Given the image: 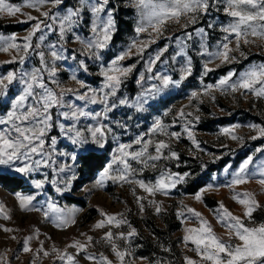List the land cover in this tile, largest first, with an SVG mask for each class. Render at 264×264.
Listing matches in <instances>:
<instances>
[{"label":"rangeland","instance_id":"rangeland-1","mask_svg":"<svg viewBox=\"0 0 264 264\" xmlns=\"http://www.w3.org/2000/svg\"><path fill=\"white\" fill-rule=\"evenodd\" d=\"M9 5L20 8V12L9 16L6 12H0V37H16V43L24 44V37L31 31L36 20H28L29 15L43 21L42 31L37 32L31 41L32 47L29 49L23 64L17 58L12 61L13 56L25 55L21 50L10 49L9 52L0 51V77L7 75L9 71L30 73L34 69L40 68V57L38 52L45 53V61L49 68L55 66L57 69V83H53L47 72H44V82L49 88L59 92L63 89H73L74 92L64 96L65 107H54L50 109L52 116L51 128L43 137L45 141L44 152L51 156L47 166L41 165L39 169L23 175L14 171L15 166L0 165V174H8L21 178L28 185L26 190L9 191L0 186V204L4 206V211L0 212V264H66L57 258V252H67L75 257L76 264H93L85 259L87 254H95L97 258L103 253L113 264H119L111 251V245L102 239L104 233L111 230L114 236L120 233L127 234L131 228L136 229L134 236L125 239H114L120 250H127L130 255L125 257V264H185L184 257L187 256L196 261L197 264H210L202 261L201 257L192 249L195 248L191 242L185 246L183 236L185 229L199 227V220L187 211L188 208L201 213L206 219L214 234L228 241V233L224 226L217 222V212L222 202L224 206L234 215L240 216L246 226L255 227L264 223V186L258 181L260 173L264 171V136H259L257 131L251 126L264 127V97H256L246 90L233 92L230 88L219 90L213 87L205 94L208 85L215 86L217 82L228 72L233 71L236 75L233 82L238 79L240 73L246 71L254 65L264 64V41L249 36L248 39L254 41L247 45L241 44L240 51H234L231 55L236 60L231 63H221L219 59L207 54H200L205 46L207 52L214 53L218 46L231 41L230 47L235 48L234 36H229L228 41L224 38L227 33L222 28L227 26L232 18L225 14V4L216 3L209 0V9L206 13H200L194 24L183 27L187 23V18L182 17L180 23L169 22L163 29V34L156 37L149 28L145 32L136 33L135 29L140 21V16L132 0H109L107 5H111L131 11L129 15L123 14V19L130 22V31L123 28V40L112 42L108 46L99 50V59L91 55L80 43V40L87 41L92 38L91 22L92 14L87 7L81 12L79 23L72 32L65 34L63 40L59 36L58 24H54L52 30L44 27V24H52L51 19L41 15L47 11L51 15L63 16L69 9L80 7V0H62V3L53 7L50 2L40 6L37 11L34 8L25 6V0H5ZM95 0H88L94 3ZM113 17L115 20L114 10ZM211 25V27H209ZM17 28L15 32H7L5 28ZM197 29H204L203 37L197 34ZM116 31L115 30L112 37ZM151 33V36L149 35ZM191 34V38H188ZM44 35V40L39 37ZM80 40H77L76 37ZM180 38L181 43L177 42ZM155 39L154 43H148L142 54H137V48L131 47L133 42L141 45ZM41 44L37 49L36 44ZM50 45L62 55V59L52 61L50 55ZM167 48L154 65H149V61L154 59L161 49ZM131 53L123 60L119 61L121 67H131V72L121 78V84L115 95L107 97L105 103L102 99L108 89H103L104 76L102 69H107L111 62L122 53ZM183 55H177L178 52ZM175 57V60L173 59ZM191 61V74L181 80L182 68ZM12 61V62H8ZM84 62L81 67L80 62ZM205 65L212 69L205 74ZM134 66V67H132ZM151 66L152 71L147 69ZM86 69V70H85ZM167 75L173 82L167 88H163L157 75ZM73 75L81 81L84 87L72 79ZM153 85L161 88V91H153L148 97V103L143 105V110H137L134 106L137 98L152 89ZM23 85L17 78L0 95V117L6 116L12 108V102L16 96L22 92ZM92 91H89V90ZM103 89V90H102ZM37 92L40 89H36ZM196 92V98L192 93ZM87 93L89 97L95 96L97 102L90 103L88 100H79L77 94ZM121 100L127 103L121 104ZM26 103H33L32 99ZM73 104L82 109L87 115L81 116L78 120L65 119L61 112H69L72 109L67 104ZM183 112L184 115H180ZM190 114V115H189ZM159 120L165 126L167 134L160 131H152L155 122ZM227 120L230 123L217 125V122ZM64 125L62 132L60 125ZM75 125L81 131L83 137L91 141L88 132L89 126H105L104 147L97 144L80 146L72 143L71 136L74 133L65 134L67 129ZM3 126L0 125V128ZM230 129V134H225L223 129ZM110 129V131H108ZM189 131L193 139L189 138ZM179 133L178 137H172L171 133ZM232 135L238 139L233 140ZM256 136V139L251 137ZM56 143L52 145V139ZM141 139L142 143L135 141ZM165 141L168 148L162 150V157L159 160L147 161V164L129 158V164L134 171L129 176L130 180H143L146 184H155V181L162 173H176L188 175L184 180L177 183L175 187L167 189L166 192H156L149 195L135 183L123 181H113L106 179L103 187L97 186L96 181L100 179V174L107 167L120 144L131 145L128 151H139L143 147V141H151L147 155H156L155 144ZM88 151L105 152L107 160L98 173L89 181L82 185L75 186L79 180L77 157ZM260 149L261 151H257ZM87 151V152H88ZM176 152L178 158H171L170 152ZM247 152V155L237 165H233V160L238 154ZM75 156V159H73ZM252 156V162L248 166V181L240 185H233V174L237 172L240 164ZM168 157V158H164ZM41 155H33V160H39ZM223 162H228L224 167L211 173L205 186L198 189L193 194H187L186 190L190 183L201 178L203 172L209 168H214ZM154 165V166H153ZM65 167L63 172L59 171ZM118 165H113L111 174L116 175ZM227 169V171H226ZM33 181H42V187L36 188ZM231 185V187H230ZM57 188L61 191H57ZM250 192L258 201L260 207L252 213L251 220L243 216L244 207L232 197L236 193L243 194ZM31 196V208L39 210H21L16 194ZM135 193V194H133ZM201 194V200L197 201L195 196ZM143 197L140 203L144 205L141 212L136 202V197ZM155 201L159 204L161 211L156 213ZM52 202L59 213L48 211V203ZM76 209L73 214L72 210ZM117 215V219H124L127 223L119 227L106 225L105 228L95 229L93 226L97 221L104 219L100 211ZM48 211L45 217L44 212ZM183 212V216L178 218L177 213ZM9 218L4 219V215ZM67 217L73 215L75 223H70L66 227H56L53 223L56 216ZM175 230L167 232L168 225ZM4 228L12 229L6 232ZM159 230V233L154 232ZM14 237V239H13ZM29 240L30 252H24V240ZM88 237L92 240L89 241ZM80 241L87 245L86 251L77 254L75 248L67 247L73 241ZM231 244H239L240 241L233 237ZM43 251H37L38 249ZM44 251L49 255L45 256ZM145 252L146 256H141ZM261 264V262H258Z\"/></svg>","mask_w":264,"mask_h":264},{"label":"snow or ice","instance_id":"snow-or-ice-1","mask_svg":"<svg viewBox=\"0 0 264 264\" xmlns=\"http://www.w3.org/2000/svg\"><path fill=\"white\" fill-rule=\"evenodd\" d=\"M46 2H50L53 7L62 3V0H25V6L40 10V6ZM214 2L219 3L221 0H214ZM225 4L224 12L226 15L232 18L231 22L222 28V31L227 33L225 40L228 41L229 36H234L235 38V48L230 47L231 41L225 42L218 46V50L214 53L207 52V49L203 44L201 48L203 51L200 54H207L213 58L219 59L221 63H231L236 60V57L231 55L234 51H239L241 56L244 55L240 51L241 44L247 45L253 43L248 39L249 36L264 41V0H222ZM109 0H95L94 3H88V0H80V7L75 9H69L67 13L63 16L51 15L47 11L41 12V15L47 19L52 20V24H44V27L52 30L54 24H58L59 36L63 40L65 34L72 32L73 28L79 23L81 12L85 7L89 9L92 14L91 22V32L93 34L92 38L83 41L77 36L76 39L80 40L83 47L97 59H99V50H103L108 46L109 41L112 38V34L115 30V20L113 17V10L108 9L107 5ZM132 6L137 10L140 16V21L135 31L139 35L141 32L151 29V33H155L156 37L159 38L163 34V29L169 22L180 23L182 17L187 18V23L183 27H188L189 24H194L197 20V16L200 13H206L209 9V0H132ZM0 12H6L9 16L15 15L20 12V8L9 5L5 0H0ZM28 20H36V23L32 26L31 31L26 37H24V44L21 46L16 43V37H0V51L9 52L10 49L21 50L25 55L13 56L12 61L17 58L21 64L24 63L26 55L29 49L32 47L31 41L33 36L37 32L42 31L43 21L36 17L29 15ZM211 27V25H209ZM151 33L149 35L151 36ZM197 34L203 37L204 29H197ZM188 38H191V34H188ZM40 41L44 40V35L39 37ZM155 39H150L148 42H142L141 45H137L135 41L131 47L137 48V54H142L144 48L148 46V43H154ZM177 42L181 43L180 38H177ZM37 49L41 47V44L37 43L35 46ZM51 51L50 55L52 61L62 59V55L59 51L55 49L54 45L49 46ZM167 48L161 49L160 52L151 59L148 63L149 65H154L156 61L160 59V56L166 51ZM131 53V48L128 52L122 53L117 56L107 69H102L101 74L104 76L103 89H108L102 97L103 101L107 102V97L110 95H115L117 89L121 84V78L128 75L132 68L119 66V61L123 60L126 56ZM40 57L41 67L34 69L30 73L25 72H13L9 71L7 75L0 77V95L4 94V91L8 88L10 84L13 83L17 78L20 79V83L23 85L22 92L20 95L12 102V108L7 112L6 116L0 117V165H6L12 167L15 166L14 171L21 173L23 175H28L30 172L39 169L43 164L47 166L51 159L49 154L44 152L45 141L43 137L46 132L51 128L52 116L50 114V109L54 107L62 108L65 107L64 96L68 93L74 92L73 89H63L61 88L59 92L49 88L44 82L43 73L47 72L49 79L53 83L58 82L54 79L56 77L57 69L55 66L49 68L45 61V53L43 51L37 53ZM183 49L178 52L177 55H183ZM175 60V57H173ZM8 61V62H12ZM81 67H84V62H80ZM134 67V66H132ZM86 70V69H85ZM149 72L152 71L151 66L147 69ZM212 69L207 68L205 65V74ZM181 80L185 79L187 75L191 74V61L187 62V66L182 68ZM236 75L235 72L230 71L224 77H222L215 86L208 85L205 88V94L215 87L219 90H225L226 87L230 88L233 92L238 90H246L256 97H264V64L254 65L249 67L246 71L240 73L238 79L233 82V77ZM160 80L163 88H167L171 83H179V81L173 82L171 78L167 75L157 77ZM73 80L84 87L83 83L76 79L73 75ZM36 89H40L39 92ZM102 89V90H103ZM89 91H92L91 89ZM161 91V88L153 85L152 89H149L146 93L142 94L141 97L137 98L135 103L136 109L143 110V105L148 103L147 97L153 92ZM197 93L193 92L192 97L196 98ZM29 98L32 99L33 103H26ZM76 98L79 100H88L90 103H96L97 100L95 96L89 97L87 93L77 94ZM121 104L127 103L126 100H121ZM69 109H72L71 114L69 112H61L60 115L65 119L71 118L78 120L81 116L87 115L82 109L77 108L73 104H67ZM180 115H184L183 112ZM190 115V114H189ZM257 131L259 136H264V127H258L256 125L251 126ZM62 132L65 131L64 125H60ZM152 131H160L165 134L166 128L161 124L159 120L153 125ZM110 131V129H108ZM225 134H230V129L222 130ZM88 132L91 135V141L83 137L81 131L77 130L75 125L70 126L65 134L74 133L70 138L73 144L85 146L89 143L97 144L100 147H104L103 140L105 137V126L91 127L89 126ZM189 138L193 139L192 133L189 131ZM172 137H178L179 133H171ZM233 140L238 139L235 135H232ZM256 139V136L251 137ZM56 139H52V145L54 146ZM137 144H141L142 140L137 139L135 141ZM151 141H143V147L139 151H128L131 145L120 144L119 148L115 150L112 157L111 163L104 168L103 172L100 174V179L96 181L97 186L103 187V183L106 179H111L113 181H123L126 183H135L144 192L149 195H154L156 192H166L167 189L175 187L177 183L184 180V177L188 174L178 175L176 173H162L161 176L155 181V184H146L143 180H130L129 176L134 171L131 169L129 164V158L132 160H137L141 163L147 164V161L159 160L162 157V150L169 147L165 141L161 140L155 144L156 155H147L148 147ZM193 143L196 141L193 139ZM89 149L84 148L87 152ZM257 151H261L257 149ZM33 155H41L42 158L39 160H33ZM171 158H178L176 152H170ZM168 158V157H164ZM75 159V156H73ZM252 156L245 159L239 166L236 173L233 174V185H240L247 183L248 181V166L252 162ZM113 165L122 166L118 167L116 175H112ZM154 166V165H153ZM65 167H61L59 171L63 172ZM227 171V169H226ZM261 177H264V171L260 173ZM36 188H41L42 181H33ZM258 183L264 186V178H261ZM231 187V185H230ZM57 191L61 189L57 188ZM135 194V193H133ZM239 204L244 207L243 216L248 220H251L252 213L256 208L260 207L258 201L254 198V195L250 192H245L243 194L236 193L232 197ZM16 199L19 202L21 210H39L31 208V201L33 197L22 196L21 194H16ZM143 197H136V202L140 207L141 212L144 210V205L141 200ZM197 201L201 200V194L197 193L195 196ZM149 203L155 204V211L159 213L161 207L156 204L155 201H150ZM4 211V206L0 204V212ZM48 211L59 213L60 210L56 208L55 204L52 202L48 203ZM48 211L44 212L45 217L48 216ZM77 211L73 209V214ZM187 211L195 216L199 220V227H192L185 229V235L183 236V242L185 246L189 242L195 245L192 249L196 252L198 256L201 257L202 261L210 262V264H264V223L259 224L255 227H248L245 225L244 220L240 216L234 215L229 211L224 204L221 202L219 205V210L217 212V222L224 226L228 233V241H225L217 237L209 222L202 218L201 213L196 212L192 208H188ZM100 214L104 219L99 220L93 226L95 229L105 228L106 225H113L119 227L121 224L127 223L124 219H117V215L122 214H108L100 211ZM178 218L183 216V212L177 213ZM4 219L9 217L5 214ZM56 227H66L70 223H75L73 215L64 217L63 215L56 216L53 221ZM2 227V226H0ZM4 231L9 232L12 229L4 228ZM136 234V229L131 228V231L127 234L120 233L119 236H114V233L109 230L104 233L102 237L107 243L111 245V251L116 257L119 264H125V257L130 255L127 250H120L114 239H127L128 237L134 236ZM235 237L240 241L239 244L233 245L230 243L231 239ZM14 239V237H13ZM31 237H26L24 240V252H30L32 249L29 247V240ZM91 241L92 238L88 237ZM67 247L75 248L77 254L85 252L87 245L81 243L80 241H73ZM43 251V249H38ZM53 251L57 252V258L65 261L66 264H76L75 257L71 254L65 252H59L55 248ZM44 255H49L48 252L44 251ZM85 259L92 261L93 264H113V262L103 253L99 255V258L95 254L85 255ZM185 264H197L196 261L185 256Z\"/></svg>","mask_w":264,"mask_h":264},{"label":"trees","instance_id":"trees-1","mask_svg":"<svg viewBox=\"0 0 264 264\" xmlns=\"http://www.w3.org/2000/svg\"><path fill=\"white\" fill-rule=\"evenodd\" d=\"M111 8L114 10L115 15V21H116V31L112 37V42H121L123 38V28L130 31V22L128 20L123 19L122 13H127L129 15L131 11H126L115 4L110 3ZM17 28L11 27V28H5L6 33L7 32H15ZM230 123L227 120H222L220 122H217V125H224ZM247 155V152H244L242 154H238L234 160L233 165H237L242 159H244ZM107 160V154L105 152H95V151H88L82 154H79L77 157V163H78V175L79 180L75 182V186H79L84 184L85 182L89 181L96 173H98L102 168L104 167ZM228 162H223L219 164L218 166L214 168H209L205 170L201 176V178L196 179L193 183H190L187 187L186 193L187 194H193L198 189L202 188L206 185L209 176L212 172L217 171L218 169L224 167ZM0 186L6 190L9 191H16V190H26L28 185L24 180H22L19 177L11 176L8 174H0ZM168 225L167 232H171L172 230H175L176 228H173ZM159 233V230H154L155 233ZM147 254L145 252L141 253V256H146Z\"/></svg>","mask_w":264,"mask_h":264}]
</instances>
